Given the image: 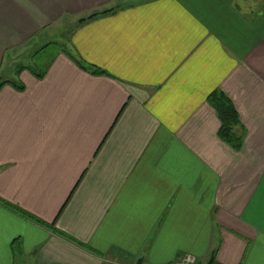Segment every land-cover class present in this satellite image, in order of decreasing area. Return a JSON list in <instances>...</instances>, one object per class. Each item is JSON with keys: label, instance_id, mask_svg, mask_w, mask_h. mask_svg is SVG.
I'll return each mask as SVG.
<instances>
[{"label": "crops", "instance_id": "obj_1", "mask_svg": "<svg viewBox=\"0 0 264 264\" xmlns=\"http://www.w3.org/2000/svg\"><path fill=\"white\" fill-rule=\"evenodd\" d=\"M256 4L0 0V264H264ZM61 22L69 41L44 70L19 65ZM215 91L239 150L219 137Z\"/></svg>", "mask_w": 264, "mask_h": 264}, {"label": "trees", "instance_id": "obj_2", "mask_svg": "<svg viewBox=\"0 0 264 264\" xmlns=\"http://www.w3.org/2000/svg\"><path fill=\"white\" fill-rule=\"evenodd\" d=\"M83 69L85 67L82 65V63L77 62ZM93 75H105V71H103L101 68H98L96 66H89L87 68ZM11 82H5L2 81L0 83V88ZM14 85V83H12ZM21 88V87H18ZM208 103L213 107V109L216 111L220 121H221V129L219 131V137L222 141H224L226 144H228L231 148L234 150H239L241 148L242 142H243V135L238 132V128L241 127V122L239 115L231 102V100L224 95L221 91H215L211 96L208 98ZM7 207L12 208L18 213L19 215L26 217L28 219H31L32 221L39 223L41 225L46 224L38 219H36L34 216L26 213L25 211L14 207L9 206L8 204L4 203ZM48 227V226H47ZM215 264V262H214Z\"/></svg>", "mask_w": 264, "mask_h": 264}, {"label": "rangeland", "instance_id": "obj_3", "mask_svg": "<svg viewBox=\"0 0 264 264\" xmlns=\"http://www.w3.org/2000/svg\"><path fill=\"white\" fill-rule=\"evenodd\" d=\"M249 7L254 6L252 5ZM255 7L256 10H258L260 7L262 11L264 9V0H262V6L256 4ZM247 14L250 15L249 12ZM72 26L73 25L71 24L68 25V23L65 24V22H61L60 24L55 26L53 30H51V32H47L49 36L46 40L44 39L46 37L45 34L42 36L41 43L37 45H29L28 47L31 48V53L29 51L30 57L19 59V65H21L22 67H28L36 73H41L44 70L48 58L51 56V54L59 49H63L66 47L70 38V34L72 32ZM115 264L117 263L115 262Z\"/></svg>", "mask_w": 264, "mask_h": 264}, {"label": "built area", "instance_id": "obj_4", "mask_svg": "<svg viewBox=\"0 0 264 264\" xmlns=\"http://www.w3.org/2000/svg\"><path fill=\"white\" fill-rule=\"evenodd\" d=\"M175 264H198V260L195 256L186 254L181 256Z\"/></svg>", "mask_w": 264, "mask_h": 264}, {"label": "water", "instance_id": "obj_5", "mask_svg": "<svg viewBox=\"0 0 264 264\" xmlns=\"http://www.w3.org/2000/svg\"><path fill=\"white\" fill-rule=\"evenodd\" d=\"M112 11L113 10L105 11V12H103V14H107V13H110ZM95 17H97V14H93V15L89 16L88 18H82L79 20V23L82 24V23L86 22L87 20H91ZM0 83H1V78H0ZM214 261H215V255L213 254L211 256L210 260L206 264H214ZM138 264H142V262L140 261Z\"/></svg>", "mask_w": 264, "mask_h": 264}]
</instances>
